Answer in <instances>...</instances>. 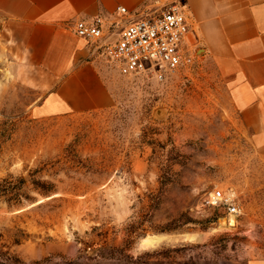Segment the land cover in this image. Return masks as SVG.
<instances>
[{"label": "rangeland", "instance_id": "rangeland-1", "mask_svg": "<svg viewBox=\"0 0 264 264\" xmlns=\"http://www.w3.org/2000/svg\"><path fill=\"white\" fill-rule=\"evenodd\" d=\"M195 35L163 81L80 38L112 103L70 112L0 17V264H264V134Z\"/></svg>", "mask_w": 264, "mask_h": 264}, {"label": "crops", "instance_id": "crops-1", "mask_svg": "<svg viewBox=\"0 0 264 264\" xmlns=\"http://www.w3.org/2000/svg\"><path fill=\"white\" fill-rule=\"evenodd\" d=\"M172 3L183 6L191 34L219 67L245 78L236 91L242 105L255 109L264 134V0H0V17L15 43L50 76L61 78L52 92L59 106L86 112L109 106L112 97L91 49L74 33V22L101 15L121 27L127 16L116 14L119 6L130 13L159 12ZM37 45H43L40 56Z\"/></svg>", "mask_w": 264, "mask_h": 264}, {"label": "built area", "instance_id": "built-area-1", "mask_svg": "<svg viewBox=\"0 0 264 264\" xmlns=\"http://www.w3.org/2000/svg\"><path fill=\"white\" fill-rule=\"evenodd\" d=\"M116 14L127 16L121 27L119 21L108 23L96 15L77 19L74 33L114 61L120 73L143 74L163 81L180 65L192 61L186 47L191 21L181 4L172 3L159 12L135 13L119 6ZM206 201L211 206L226 205L229 213L236 212L233 197L222 190L210 193Z\"/></svg>", "mask_w": 264, "mask_h": 264}, {"label": "bare ground", "instance_id": "bare-ground-1", "mask_svg": "<svg viewBox=\"0 0 264 264\" xmlns=\"http://www.w3.org/2000/svg\"><path fill=\"white\" fill-rule=\"evenodd\" d=\"M232 223H233V221H232ZM143 242H144V243H151L152 240H151V239H145Z\"/></svg>", "mask_w": 264, "mask_h": 264}]
</instances>
